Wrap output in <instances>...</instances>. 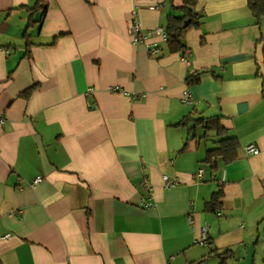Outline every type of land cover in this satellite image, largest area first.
I'll list each match as a JSON object with an SVG mask.
<instances>
[{
  "label": "crops",
  "instance_id": "crops-1",
  "mask_svg": "<svg viewBox=\"0 0 264 264\" xmlns=\"http://www.w3.org/2000/svg\"><path fill=\"white\" fill-rule=\"evenodd\" d=\"M36 2L0 0V264H264V20L247 0H198L188 57L129 30L165 28L182 0H44L38 22ZM191 113L239 139L231 163L206 162L220 137L178 125Z\"/></svg>",
  "mask_w": 264,
  "mask_h": 264
},
{
  "label": "trees",
  "instance_id": "trees-1",
  "mask_svg": "<svg viewBox=\"0 0 264 264\" xmlns=\"http://www.w3.org/2000/svg\"><path fill=\"white\" fill-rule=\"evenodd\" d=\"M172 3L174 0H170ZM248 6L260 24L264 20V0H247ZM198 0H182L180 5H173L174 13H170L167 18V25L165 27L168 37L167 45L171 53L185 52L186 44L184 35L187 29L191 27L201 26V14L196 10ZM33 12L47 11V5L44 0H37L35 6L32 8ZM32 20L28 23L25 30V37L28 38V29L32 25ZM264 42V37H262ZM264 54V47H263ZM200 82L199 75H190L186 79L188 85L197 84ZM264 84V76H263ZM33 87L23 91V96H29ZM194 113L185 116L178 125L193 129L196 127H202L204 131L215 132L220 139L217 141L218 147L207 151L206 162H209L212 168L218 167V157H222L224 162L231 163L238 155L240 149L239 139L235 136H231L228 129L221 123L220 117H207V118H194ZM192 125V126H191ZM224 191L220 188L216 191L211 199L206 203V209L210 211H218L222 208V198ZM231 255L230 251H226L219 254L221 258L220 264H227V260Z\"/></svg>",
  "mask_w": 264,
  "mask_h": 264
},
{
  "label": "built area",
  "instance_id": "built-area-1",
  "mask_svg": "<svg viewBox=\"0 0 264 264\" xmlns=\"http://www.w3.org/2000/svg\"><path fill=\"white\" fill-rule=\"evenodd\" d=\"M133 15H136V12H133ZM129 30L132 35V41L134 44H146L148 47V50L151 54H158L159 53V47L156 43H149L148 40L151 38H154L155 36H160L163 40H167L168 34L165 28H157L155 30H144L142 27L141 23L134 17L132 20ZM9 52L8 50H6ZM189 51L185 49L184 56L188 57L189 56ZM113 91H115L114 88H112ZM91 91V89H90ZM184 101L188 103H192V98L190 91L185 92L184 96ZM5 120V117L0 113V124H2ZM244 151L246 154H258L259 153V148H257L254 144H247L244 146ZM199 177H202L203 175V170H199L198 174ZM43 180V176L39 175L36 178H34L31 182L30 185L34 186L38 183H40ZM164 180V186L167 188H170L172 186H175L178 183L177 178H172L168 175L163 176ZM143 187L145 189V195L142 196L139 200V206L142 207L143 209L150 210L153 209L156 206L155 201L153 200V187L145 180L143 182ZM19 190H23V187H19ZM189 223H194V220L192 217L188 218ZM5 238L11 237V234H6L4 236ZM208 228L206 226L202 227L201 229V235L199 239L196 241L197 244L201 246H207L208 245ZM189 264H195V263H189Z\"/></svg>",
  "mask_w": 264,
  "mask_h": 264
},
{
  "label": "water",
  "instance_id": "water-1",
  "mask_svg": "<svg viewBox=\"0 0 264 264\" xmlns=\"http://www.w3.org/2000/svg\"><path fill=\"white\" fill-rule=\"evenodd\" d=\"M42 15H43L42 11L36 13L34 21L38 22L40 20V18L42 17Z\"/></svg>",
  "mask_w": 264,
  "mask_h": 264
}]
</instances>
